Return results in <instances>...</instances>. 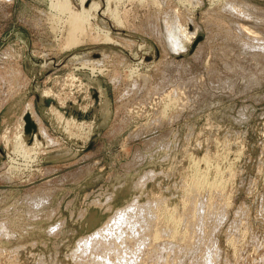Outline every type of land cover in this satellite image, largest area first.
Masks as SVG:
<instances>
[{
  "label": "rangeland",
  "instance_id": "374dc122",
  "mask_svg": "<svg viewBox=\"0 0 264 264\" xmlns=\"http://www.w3.org/2000/svg\"><path fill=\"white\" fill-rule=\"evenodd\" d=\"M81 263L264 264V0H0V264Z\"/></svg>",
  "mask_w": 264,
  "mask_h": 264
},
{
  "label": "bare ground",
  "instance_id": "6f19581e",
  "mask_svg": "<svg viewBox=\"0 0 264 264\" xmlns=\"http://www.w3.org/2000/svg\"><path fill=\"white\" fill-rule=\"evenodd\" d=\"M57 1H58V0H57ZM63 1H66V0H63ZM82 1H83V0H82ZM50 3H51V2H50ZM61 3H62V2H61ZM67 3H68V2H67ZM56 4H57V3H56ZM56 4H55V5H56ZM92 4H93V3H92ZM52 5H53V4H52ZM66 5H67L66 2H63L62 6H64V8L66 7ZM58 6H59V5H58ZM95 6H96V5H95ZM95 6H94V7H95ZM52 7H54V6H52ZM55 7H56V6H55ZM67 7H68V6H67ZM67 7H66V8H67ZM91 7H92V6H91ZM64 8H63V9H64ZM105 8H106V7H105ZM89 9H90V8H89ZM95 9H97V8H95ZM66 10H67V9H66ZM61 11H62V10H61ZM87 11H88V10H87ZM87 11H86V12H87ZM81 12H82V10H81ZM87 13H89V12H87ZM106 13H107V12H106ZM79 14H81V13H79ZM84 14H85V13H84ZM104 14H105V13H104ZM70 15H71V14H70ZM116 15H117V14H116ZM68 16H69V15H68ZM75 16H76V15H75ZM79 16H80V15H79ZM81 16H82V15H81ZM88 16H89V15H88ZM76 17H77V16H76ZM76 17H72V18L74 19V18H76ZM82 17L85 18L86 16H82ZM82 17H80V18H82ZM77 18H78V17H77ZM80 18H79L78 20H76V21L73 23V28H72L73 31L79 30V29L81 28V26L83 25V24H82L83 22H82V20H81ZM84 18H83V20H84ZM87 18H88V17H87ZM85 19H86V18H85ZM70 28H71V27H70ZM68 33H69V32H68ZM76 33H77V32H76ZM80 34H82V32H81ZM106 36H107V35H106ZM18 137H20V136H18ZM19 140H20V138H19ZM32 140H33V139H32ZM34 140H36V139H34ZM34 140H33V141H34ZM20 141H21V140H20ZM33 141H32V142H33ZM35 143H36V142H35ZM18 144H19V143H18ZM33 144H34V143H33ZM36 144H37V143H36ZM38 145H39V144H38ZM38 145H37V146H38ZM30 148H31V147H30ZM32 150H33V149H32ZM17 154H18V153H17ZM46 196H47V195H46ZM46 196H45V197H46ZM39 198H40V197H39ZM43 198H44V197H43ZM31 200H32V199H31ZM27 203H28V201H27ZM32 205H33V204H32ZM145 220H146V219H145ZM145 220H144V221H145ZM168 220H169V219H168ZM127 221H128V220H127ZM129 224H130V223H129ZM144 225H145V224H144ZM166 226H167V225H166ZM128 228H129V227H128ZM132 228H133V227H132ZM164 228H165V226H164ZM119 229H120V228H119ZM146 229H147V228H146ZM131 230H132V229H131ZM110 232H111V231H110ZM113 233H115V232H113ZM157 234H159V233H157ZM99 235H100V232L97 233V236H99ZM139 235H140V234H139ZM117 236H118V235H117ZM141 237H142V236H141ZM175 237H176V236H175ZM119 238L121 239V237H119ZM144 238H145V237H144ZM103 239H104V238H103ZM156 239H157V236H156ZM166 239H167V238H166ZM172 239H173V238H172ZM143 240H145V239H143ZM107 241H108V240H107ZM149 241H150V240H149ZM165 241H166V240H165ZM137 242H138V241H137ZM85 243H86V242H85ZM82 244H83V242H82ZM121 244H122V243H121ZM124 244H125V243H124ZM142 244H143V243H142ZM142 244H141V246H142ZM148 244H151V243H148ZM128 245H129V244H128ZM145 245H146V244H145ZM155 245H156V243H155ZM146 246H147V245H146ZM119 247H120V245H119ZM138 247H139V246H138ZM126 248H127V247H126ZM153 248H154V247H153ZM155 248H156V247H155ZM117 249H118V248H117ZM120 249H121V248H120ZM140 249H141V248H140ZM149 250H150V249H149ZM121 251H123V250H121ZM131 251H132V250H131ZM150 251H151V250H150ZM157 251H158V250H157ZM79 252H80V251H79ZM124 252H125V251H124ZM131 253H132V252H131ZM135 253H137V252H135ZM140 253H141V252H140ZM142 253H143V252H142ZM123 254H124V253H123ZM145 254H146V253H145ZM147 254H148V253H147ZM149 254H150V253H149ZM152 254H154V253H152ZM113 255H114V254H113ZM130 255H131V254H130ZM130 255H128V256H130ZM146 256H147V255H146ZM142 257H143V256H142ZM142 257H141V258H142ZM152 258H153V257H152ZM132 260H133V259H132ZM139 260H140V259H139ZM145 260H146V258H145ZM134 261H135V260H134ZM147 261H148V260H147ZM152 261H153V260H152ZM118 262H119V261H118ZM123 262H124V261H123ZM137 262H139V261H137ZM137 262H135V263H137ZM120 263H121V261H120ZM125 263H126V262H125ZM131 263H132V262H131ZM81 264H82V263H81ZM116 264H117V263H116ZM129 264H130V263H129ZM141 264H142V263H141Z\"/></svg>",
  "mask_w": 264,
  "mask_h": 264
},
{
  "label": "water",
  "instance_id": "95a60500",
  "mask_svg": "<svg viewBox=\"0 0 264 264\" xmlns=\"http://www.w3.org/2000/svg\"><path fill=\"white\" fill-rule=\"evenodd\" d=\"M23 120L25 122V126H24L25 133L30 134L32 132H35L36 126H35L34 122L32 121L30 115L25 114Z\"/></svg>",
  "mask_w": 264,
  "mask_h": 264
}]
</instances>
